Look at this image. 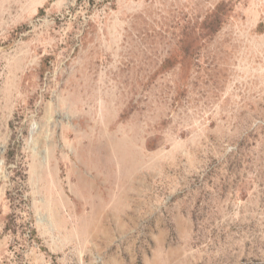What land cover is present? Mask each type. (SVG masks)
Wrapping results in <instances>:
<instances>
[{"label":"rangeland","instance_id":"374dc122","mask_svg":"<svg viewBox=\"0 0 264 264\" xmlns=\"http://www.w3.org/2000/svg\"><path fill=\"white\" fill-rule=\"evenodd\" d=\"M0 264H264V0H0Z\"/></svg>","mask_w":264,"mask_h":264},{"label":"trees","instance_id":"16d2710c","mask_svg":"<svg viewBox=\"0 0 264 264\" xmlns=\"http://www.w3.org/2000/svg\"><path fill=\"white\" fill-rule=\"evenodd\" d=\"M10 155H12V154H11V153H10V154L8 153V154H7V158L11 157ZM9 159H11V158H9ZM19 171H20V170H19ZM17 172H18V171H17ZM20 173H21V172H20ZM20 173H19V174H20ZM32 233H33V232H32Z\"/></svg>","mask_w":264,"mask_h":264}]
</instances>
